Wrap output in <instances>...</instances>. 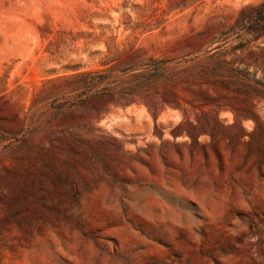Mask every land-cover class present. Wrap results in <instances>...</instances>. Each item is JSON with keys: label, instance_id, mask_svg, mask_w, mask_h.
Returning a JSON list of instances; mask_svg holds the SVG:
<instances>
[{"label": "rangeland", "instance_id": "obj_1", "mask_svg": "<svg viewBox=\"0 0 264 264\" xmlns=\"http://www.w3.org/2000/svg\"><path fill=\"white\" fill-rule=\"evenodd\" d=\"M262 4L0 0V264H264Z\"/></svg>", "mask_w": 264, "mask_h": 264}, {"label": "trees", "instance_id": "obj_2", "mask_svg": "<svg viewBox=\"0 0 264 264\" xmlns=\"http://www.w3.org/2000/svg\"><path fill=\"white\" fill-rule=\"evenodd\" d=\"M253 22L259 29L264 30V4L254 9ZM98 83V80L91 79L88 85L92 86L97 85Z\"/></svg>", "mask_w": 264, "mask_h": 264}]
</instances>
